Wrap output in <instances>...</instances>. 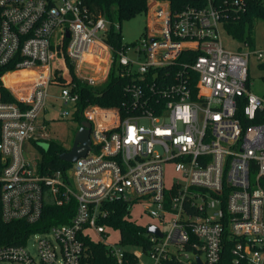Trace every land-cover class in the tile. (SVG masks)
Listing matches in <instances>:
<instances>
[{"label":"built area","instance_id":"2783aa9c","mask_svg":"<svg viewBox=\"0 0 264 264\" xmlns=\"http://www.w3.org/2000/svg\"><path fill=\"white\" fill-rule=\"evenodd\" d=\"M192 1L173 8L170 0H148L145 31L116 49L105 39L112 21L82 0H0V70L14 66L0 74V83L15 98L5 100L0 88V222L34 224L49 205L73 208L68 222L24 243L0 245V262L84 264L87 241L95 240L115 264H145L143 251L108 242L109 227L101 223L110 205L122 202L130 211L141 200L150 203L144 206L152 217L169 224L165 230L153 224L162 235L146 230L148 248L141 245L154 264H199L198 258L217 264L228 239L233 264H264V94L249 90L250 57L262 59L264 51L248 43L247 49L224 48L222 7L241 9L243 0ZM55 56L66 82L51 80ZM100 59L108 65L97 78L92 72ZM68 61L93 85L106 80L116 61L117 74L128 78L129 101L124 109L86 106V155L52 170L31 162L23 146L50 138L40 119L50 84L62 85L61 97L77 111ZM24 69L33 74L6 83L7 73ZM167 164L177 174L169 187ZM32 237L35 252L28 246Z\"/></svg>","mask_w":264,"mask_h":264},{"label":"trees","instance_id":"16d2710c","mask_svg":"<svg viewBox=\"0 0 264 264\" xmlns=\"http://www.w3.org/2000/svg\"><path fill=\"white\" fill-rule=\"evenodd\" d=\"M82 2L94 15H105L112 21L111 29L105 36V39L116 49H120L125 42L121 30H117L113 23L118 22L121 24L124 20L132 19L138 14H145L148 0H82ZM170 2L173 8L193 3L192 0H170ZM222 9L224 10L222 23L226 30L240 42L253 46L255 25L258 21L264 20V0H243L241 9H236L235 6L230 4H224ZM56 57L51 80L66 82L67 78L64 69L62 68L58 71V68L61 67V58L59 56ZM67 64L76 83L78 101L75 116L80 122L82 120L81 113L83 109L90 104L117 106L124 109L125 105L123 104L129 101L128 95L124 92V86L128 78L117 74L118 65L116 61L113 63L106 80L101 84L94 85L78 78L74 73V65L70 61ZM107 65L108 62L101 64L99 77L106 70ZM8 69H14V66L1 69L0 74ZM0 88L5 100L15 101L11 92L1 83ZM244 104L245 99L242 98L241 106L243 107ZM238 117L244 125L250 123V120L243 115L242 109H239ZM64 151H67V149L61 143L55 141L49 142L48 149L42 152V164L52 170L68 167L70 163L63 161L59 157ZM110 207L108 217L101 220V223L107 227L120 230L121 244H144L145 249H147L146 228L128 220V206L125 203L119 202L110 205ZM72 215L73 208L70 205L63 207L49 205L45 210V214L37 223L30 224L22 220L11 221L9 223L0 222V245L24 243L31 234L44 231L53 224L68 222ZM87 243L89 249L88 254L84 258V264H115V259L103 244L95 240H88ZM130 260L134 261L132 256ZM165 264H175V262L168 260ZM217 264H233L231 261V241L229 239L226 240L223 257Z\"/></svg>","mask_w":264,"mask_h":264},{"label":"rangeland","instance_id":"374dc122","mask_svg":"<svg viewBox=\"0 0 264 264\" xmlns=\"http://www.w3.org/2000/svg\"><path fill=\"white\" fill-rule=\"evenodd\" d=\"M148 19L146 14H138L129 20H124L121 23V32L123 35V40L126 43H130L139 39V37L145 31ZM220 37L224 48L226 50L237 51L239 49H247L243 42H240L234 38L225 28L223 23L219 25ZM251 49L256 51H264V20H260L255 25L254 34V45ZM57 57L53 61L55 65ZM264 58L258 59L256 55L252 54L250 57L249 67H250V83L249 90L255 94H264ZM96 77H99L96 75ZM62 85L50 84L48 97H47V110L42 112L41 118L47 121V132L50 136L49 139L39 140L38 142L26 141L23 149L26 157L35 163H40L43 158V151H46L49 146V142L55 141L61 143L67 150L72 147L75 134L80 127V121L74 114V109L72 103H65L64 99L61 97ZM68 110L71 114L70 116L63 117L62 111ZM167 179L166 183L169 187L172 184V180L176 178L177 174L173 171L171 164H167ZM145 204L150 205V203H144L143 201H138L133 203L130 208L128 220L134 222L143 228H146L148 224H158L162 229H167L169 224L162 223L159 219L152 217L145 208ZM167 221L171 219V215L168 214L166 217ZM109 238L108 242L115 244L120 243V230L116 228L109 227ZM95 238L98 239L97 235ZM34 238L32 237L28 241L29 249L35 252V247L33 246ZM123 247L130 251H143L141 260L145 264H154L153 259L145 251L143 245L139 244H124ZM0 264H9L8 262H0Z\"/></svg>","mask_w":264,"mask_h":264},{"label":"water","instance_id":"95a60500","mask_svg":"<svg viewBox=\"0 0 264 264\" xmlns=\"http://www.w3.org/2000/svg\"><path fill=\"white\" fill-rule=\"evenodd\" d=\"M91 144L90 138V124L86 121L80 122V127L77 130L72 147L62 152L59 157L66 162H73L77 158L86 155ZM147 232H153L158 235H162L160 229L153 224H148L146 228ZM199 264H203L198 258Z\"/></svg>","mask_w":264,"mask_h":264},{"label":"bare ground","instance_id":"6f19581e","mask_svg":"<svg viewBox=\"0 0 264 264\" xmlns=\"http://www.w3.org/2000/svg\"><path fill=\"white\" fill-rule=\"evenodd\" d=\"M97 47H98L99 49H101L100 45H97ZM90 51H92V50H90ZM90 54H91V53L85 55V58H84L85 63L88 62V59L91 57ZM55 57H56V56H55ZM55 57L53 58V61H54ZM53 61H52V71H51V76H52V73H53V67H54V65H53ZM105 62H108V61H107L106 59H105V60H101V59H100L99 62H97V65H98V66L96 67L97 70L94 69L92 74L95 73V75H96V74L99 75V74H100V69H101V68H100V67H101V64H103V63H105ZM84 66H85V64L82 63L81 66H80V70H81V71L84 70ZM31 74H33V71H32V70H30V69H24V70H20V71H18V72H9V73H7V74L5 75V77H4V79H5V81H6V83H7L8 85H11V84H13V83H15V82H18V81L21 80V79L27 78V77L30 76ZM15 76H19V78H15ZM97 78H98V77H97Z\"/></svg>","mask_w":264,"mask_h":264}]
</instances>
